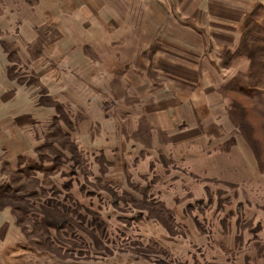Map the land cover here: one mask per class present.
<instances>
[{"label": "rangeland", "instance_id": "rangeland-1", "mask_svg": "<svg viewBox=\"0 0 264 264\" xmlns=\"http://www.w3.org/2000/svg\"><path fill=\"white\" fill-rule=\"evenodd\" d=\"M175 1L232 46L159 61L142 0H0V264H264V0Z\"/></svg>", "mask_w": 264, "mask_h": 264}, {"label": "crops", "instance_id": "crops-1", "mask_svg": "<svg viewBox=\"0 0 264 264\" xmlns=\"http://www.w3.org/2000/svg\"><path fill=\"white\" fill-rule=\"evenodd\" d=\"M134 1H136V3L139 2V0H134ZM182 1L183 0L179 2ZM142 2L145 5L150 6V8L148 7V10H146L148 11V14L147 15L145 14V18H143L142 20H145V22H147L146 24L149 23L151 26H153L151 31V36L157 35L156 40L158 41V44L156 45L158 46L157 48L152 46L155 43L151 42V44L148 43L147 46H142V49L144 50V48H149V50H153V56H154V52H158V54L157 53L156 54L159 61L161 60L165 61L164 59L167 58L168 56L166 53L170 54L171 52H175V51H183V49L178 46L184 45V43H186L185 44L186 46L189 45L191 42H194V46H196L199 49V51H203V52L206 50L214 51L216 49L215 48L216 45L213 44V42L211 41L212 40L211 36L212 37L214 36L216 43L218 42L221 43L220 46L227 45L228 47H230L232 46V42H234V33H235L234 29L233 30L227 29L226 31H222V29H218L217 25L214 24L213 20H215L214 18H217L216 15L217 12L212 11L213 9L202 8L200 12L197 13L196 15L195 24H191V26L189 27H181L180 29H177V28H172L167 24V22L170 23V18H171L169 12L172 8L170 9L169 7L176 3L175 0H142ZM229 19L232 20L234 19V17ZM139 33H140L139 35L141 36L140 40L143 42V34L145 33V23L143 24L142 29H140ZM219 33H221L222 35ZM158 34L160 36H158ZM177 35H181L179 38L181 40V44L174 43L175 40H173L174 42L172 44L171 36L175 37ZM192 37L194 38V40L191 39ZM176 44L179 45L176 46ZM201 59H203V55L202 57H200V60ZM205 94L206 96L204 98H208V99L211 98L213 95L212 92L208 93V91L207 93H204V95ZM200 99H203V97H200ZM204 105L212 106L211 103L210 104L206 103V101L204 102ZM192 107L193 106H191V108Z\"/></svg>", "mask_w": 264, "mask_h": 264}]
</instances>
